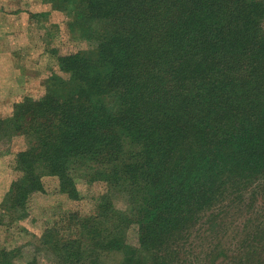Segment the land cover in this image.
Wrapping results in <instances>:
<instances>
[{
    "label": "trees",
    "instance_id": "obj_1",
    "mask_svg": "<svg viewBox=\"0 0 264 264\" xmlns=\"http://www.w3.org/2000/svg\"><path fill=\"white\" fill-rule=\"evenodd\" d=\"M71 3L95 46L58 55L69 75H52L43 97L1 123L28 144L3 205L26 216L29 195L44 191L38 168L71 199L77 178L102 181L93 212L69 216L85 232L43 234L59 264H105L99 250L120 252L119 264H264V216L224 242L233 211L246 208L249 222L264 205V0ZM131 223L137 246L124 239ZM20 251L0 249V264Z\"/></svg>",
    "mask_w": 264,
    "mask_h": 264
},
{
    "label": "rangeland",
    "instance_id": "obj_2",
    "mask_svg": "<svg viewBox=\"0 0 264 264\" xmlns=\"http://www.w3.org/2000/svg\"><path fill=\"white\" fill-rule=\"evenodd\" d=\"M71 1L74 0H68V3H65L67 7H62L50 0H0V29L11 28L9 38L0 41L6 39L10 41L15 61L18 62L15 72L21 75L19 83L21 82V86H24L25 92L29 94L25 95L20 91L15 93L14 89L6 96V88H2L0 84V126L2 124L9 126L4 120L12 115L18 101L26 97L32 99L43 97L49 85L48 79L52 75L58 74L64 78L69 75L59 70L58 55L89 50L95 46L93 35L90 38L86 36L85 22L79 13L81 6L77 7V3L72 5ZM45 10H57L55 19L59 23L52 24L49 21L48 24ZM0 34L5 35L4 32ZM51 71L53 72L49 74ZM3 76L0 75V78ZM23 78L26 82H23ZM27 145L25 136L6 135L0 130V249L20 248L21 253L14 259V264H59L52 247L55 246L54 240L49 239V242H45L42 239L43 234L48 228L56 227L55 233L58 232L56 238L60 240L69 234L73 236L77 232L78 234L85 232L78 224L72 228L69 225V216L91 214L96 206V198L106 191L107 185L102 181L87 182L84 178H77L79 198L71 199L59 192L56 176L45 173L42 175V169L38 168L37 173L40 175L44 191L37 190L29 195L27 210L24 209L26 216L17 218L23 210L11 211L8 204L3 205V201L12 183L24 176L23 171L15 167L16 154ZM115 203L119 208L125 209L122 199H116ZM257 210L261 211L256 214L255 220L249 222L246 215L249 211L246 208L232 212L234 223L224 238L227 245L239 242L241 234L237 226H242L246 222L248 224L246 226L245 223V228L249 229V223H257L259 218H263L264 205L250 207L251 213ZM124 236L126 243L137 246V224L131 223L126 228ZM82 238L83 245L90 246L87 237ZM99 251L103 263L119 264L122 257L120 252Z\"/></svg>",
    "mask_w": 264,
    "mask_h": 264
},
{
    "label": "crops",
    "instance_id": "obj_3",
    "mask_svg": "<svg viewBox=\"0 0 264 264\" xmlns=\"http://www.w3.org/2000/svg\"><path fill=\"white\" fill-rule=\"evenodd\" d=\"M46 18H48V24L49 21L52 24L59 23L56 19V12L57 10H45ZM44 28V27H42ZM11 28H4L0 29V32H4V34H0V40L8 37V33H10ZM5 41V42H4ZM3 42L0 41V75H4L2 78H0V84L2 88H6L7 93L6 96H9L11 92L15 89V93L18 91L24 92L25 95H29L27 92H25V87L21 86V82L19 83V79L21 75H17L15 72V68L18 65V62L15 61L13 52L11 50L10 41L8 39L4 40ZM6 61V62H5ZM54 71V70H53ZM53 71H51L49 74H51ZM24 73V72H23ZM16 74V75H15ZM48 77V75L46 76ZM45 77V79H46ZM26 82L25 78H23V82ZM22 93V94H24ZM21 95V94H19ZM18 95V96H19Z\"/></svg>",
    "mask_w": 264,
    "mask_h": 264
}]
</instances>
